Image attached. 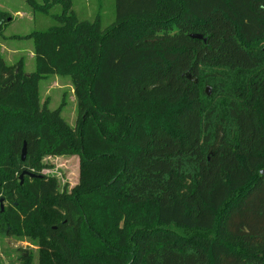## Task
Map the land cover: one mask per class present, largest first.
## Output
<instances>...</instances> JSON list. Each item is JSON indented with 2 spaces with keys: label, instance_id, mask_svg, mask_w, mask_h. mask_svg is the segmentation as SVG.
<instances>
[{
  "label": "trees",
  "instance_id": "1",
  "mask_svg": "<svg viewBox=\"0 0 264 264\" xmlns=\"http://www.w3.org/2000/svg\"><path fill=\"white\" fill-rule=\"evenodd\" d=\"M51 3L35 74L0 54V237L41 221L42 264H264V0H113L106 26ZM50 75L73 80L75 126L40 103ZM51 156L92 182L60 191Z\"/></svg>",
  "mask_w": 264,
  "mask_h": 264
},
{
  "label": "rangeland",
  "instance_id": "2",
  "mask_svg": "<svg viewBox=\"0 0 264 264\" xmlns=\"http://www.w3.org/2000/svg\"><path fill=\"white\" fill-rule=\"evenodd\" d=\"M52 1L34 0L37 7H33L28 0H0V9L7 12L10 19L0 35V54L7 64L11 66L19 64L24 76L35 74L37 69L34 57V33L56 26V16L63 9L62 3L51 8ZM70 1L79 17L91 18L100 10L103 25L111 23L113 0ZM33 83L37 87L41 105H46L49 110L60 109L66 122L75 126L78 106L73 80L68 76L50 75L35 77ZM169 125L171 128L174 127L173 124ZM42 163L46 166L42 175L54 177L60 191L73 192L78 187L81 191L87 183L86 180L92 182L93 177L83 175L80 159L77 156L44 157ZM98 204V200L92 198L84 202V208L91 224L103 229L106 220ZM52 215V211L43 210L42 222H47V218ZM41 228V221H37L30 230L31 235L24 233L16 237H0V264H42L45 253L41 250L43 236Z\"/></svg>",
  "mask_w": 264,
  "mask_h": 264
},
{
  "label": "water",
  "instance_id": "3",
  "mask_svg": "<svg viewBox=\"0 0 264 264\" xmlns=\"http://www.w3.org/2000/svg\"><path fill=\"white\" fill-rule=\"evenodd\" d=\"M193 38H197V39H202L203 37L201 35H192ZM186 77L192 82V83H195L197 84L198 80L197 78L195 77H192L191 74H186ZM206 93L207 95L209 96L211 94V90L210 88H206ZM26 155H27V149H26V144L24 143L23 145V148H22V155H21V159L22 161H25L26 159ZM27 172H24L23 174H21L20 176V179L21 181H23V177H24V174H26ZM3 198H1V201H0V207H1V210H3Z\"/></svg>",
  "mask_w": 264,
  "mask_h": 264
}]
</instances>
